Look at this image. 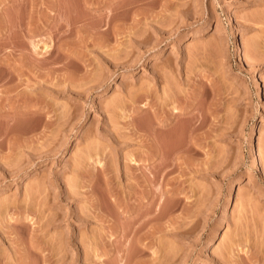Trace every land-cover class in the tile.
<instances>
[{"label": "rangeland", "instance_id": "rangeland-1", "mask_svg": "<svg viewBox=\"0 0 264 264\" xmlns=\"http://www.w3.org/2000/svg\"><path fill=\"white\" fill-rule=\"evenodd\" d=\"M0 264H264V0H0Z\"/></svg>", "mask_w": 264, "mask_h": 264}, {"label": "bare ground", "instance_id": "bare-ground-1", "mask_svg": "<svg viewBox=\"0 0 264 264\" xmlns=\"http://www.w3.org/2000/svg\"><path fill=\"white\" fill-rule=\"evenodd\" d=\"M236 50H237V53H238L239 55H241V52H239V48H237ZM254 82H258V78H257V76L254 77ZM260 91H261V88H260V86L258 85V88H257V92H258V94H260ZM186 127H187V126H185V128H186ZM184 130H185V129H184ZM187 130H188V127H187ZM183 132H185V131H183ZM181 133H182V132H181ZM255 140H256V139L253 140V138H252V140H251V142H250V149H249V150H250L251 152H253L251 163L254 164V165L256 166V168L260 169V165H259V157H258L257 152H256V150H255V145L253 144V142H255ZM155 153H157L156 150H155ZM139 164H140V163H139ZM137 166H138V163H137ZM139 167H140V166H139ZM139 167H138V169H139ZM136 169H137V168H136ZM126 233H127V231H126Z\"/></svg>", "mask_w": 264, "mask_h": 264}]
</instances>
